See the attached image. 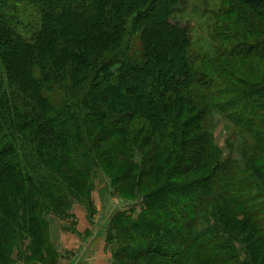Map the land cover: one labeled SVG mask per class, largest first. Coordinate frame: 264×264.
<instances>
[{
    "label": "trees",
    "instance_id": "obj_1",
    "mask_svg": "<svg viewBox=\"0 0 264 264\" xmlns=\"http://www.w3.org/2000/svg\"><path fill=\"white\" fill-rule=\"evenodd\" d=\"M194 1L198 47L187 0H0V264L54 255L47 217L92 218L96 171L141 202L111 219L112 264H264V82L229 67L264 62V0Z\"/></svg>",
    "mask_w": 264,
    "mask_h": 264
},
{
    "label": "rangeland",
    "instance_id": "obj_2",
    "mask_svg": "<svg viewBox=\"0 0 264 264\" xmlns=\"http://www.w3.org/2000/svg\"><path fill=\"white\" fill-rule=\"evenodd\" d=\"M182 20L178 18V21L188 25L191 37L193 41L196 43V47L203 45L204 43L208 44L210 42L209 38V24L210 18L203 11V9L195 4L194 0H187V6L185 8V12L182 15ZM160 27L155 26L156 29H161ZM159 31V30H158ZM161 31V30H160ZM232 71L235 72L237 76H240L242 79L251 81V82H264V62L261 61H250L249 63L245 64L244 62L234 63L232 66H229ZM231 132L232 126L229 122L225 121L220 116H215L214 118V128H213V137L215 145L222 151V158L225 159L227 155L230 153V149L227 147L228 141L231 140ZM233 156L235 158H239V146L237 142H233ZM139 160V159H138ZM137 160V161H138ZM125 161L111 165L110 171H112V175L116 176L122 166H124ZM193 178H185L182 181L184 183H188ZM117 188L121 190H117L115 192L114 187L112 188L110 185L109 179L104 176V174L100 171H96L94 183H93V190L91 193V202H92V209L94 215L92 218H89L88 211L84 205L79 203H74L71 209V216L64 217L55 213H50L47 217L49 221V238L50 242L53 246V254L51 257L48 254H39L36 256H32L30 252L26 251L25 256L29 258L30 263L32 262H39V264H82L85 256L81 253L80 250H77L75 245L79 244L83 240H86L89 237V232L85 231L82 235L78 233L76 230L78 222L77 216L82 220V214H85V218L88 223L96 218H100L98 221L107 222V230H106V239L108 235L109 224L111 222L112 217L117 212H130L131 210H135L134 216L139 213L140 210V200H130L132 196L127 193L126 185L125 184H118L116 185ZM129 198V199H128ZM133 199V198H132ZM99 210H98V209ZM99 211V212H98ZM101 216L99 217V215ZM110 218V219H109ZM77 232L80 235L77 239L74 236ZM74 234V235H73ZM71 235L74 238L75 244L66 245L64 244L63 237H68ZM28 244V241L25 242L24 246ZM253 248L255 247L254 243H249ZM238 249H241V246L237 245ZM106 251L111 254L110 248L106 245ZM47 257V258H46ZM49 258V260H48ZM245 259L242 256V260ZM13 264H24L23 261L18 260V253L17 251L14 252L12 255ZM112 261V259H111ZM110 263L112 264V262ZM202 264H210L206 261L200 260ZM258 264V263H257Z\"/></svg>",
    "mask_w": 264,
    "mask_h": 264
},
{
    "label": "crops",
    "instance_id": "obj_3",
    "mask_svg": "<svg viewBox=\"0 0 264 264\" xmlns=\"http://www.w3.org/2000/svg\"><path fill=\"white\" fill-rule=\"evenodd\" d=\"M100 216L101 214L99 217ZM85 217V214H82L81 220L79 216H77L76 219L78 225L76 230L80 235H82L85 231L89 232L90 235L86 240L79 242V244H76L73 248L80 250L81 253L84 254L85 258L82 264H111V255L108 251H106V230L108 228L107 222H99L98 220L100 218H97L98 220L95 218L94 221L92 220L91 223H88ZM75 233L76 234L73 235L79 239L80 235H78L77 232ZM63 239L64 244L66 245L75 244L74 238L71 235H68V237H63Z\"/></svg>",
    "mask_w": 264,
    "mask_h": 264
}]
</instances>
